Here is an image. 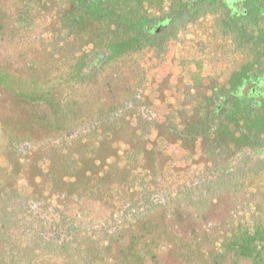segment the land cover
<instances>
[{
    "label": "flooded vegetation",
    "instance_id": "af4514ba",
    "mask_svg": "<svg viewBox=\"0 0 264 264\" xmlns=\"http://www.w3.org/2000/svg\"><path fill=\"white\" fill-rule=\"evenodd\" d=\"M6 2L0 44L23 51L8 59L14 65L0 56V264H112L133 256L124 226L137 224L145 207L130 196L127 168L151 158V142L167 158L183 128L178 112L190 111L200 93L207 137L225 138L206 145L217 143V156L224 143L235 150L225 161L264 158V0ZM114 63L132 68L130 93L106 96L82 115V92ZM198 77L202 90L187 85ZM151 92L156 106L180 99L159 112ZM121 160H130L126 172ZM54 208L71 210L73 227ZM66 239L73 248H57Z\"/></svg>",
    "mask_w": 264,
    "mask_h": 264
},
{
    "label": "trees",
    "instance_id": "16d2710c",
    "mask_svg": "<svg viewBox=\"0 0 264 264\" xmlns=\"http://www.w3.org/2000/svg\"><path fill=\"white\" fill-rule=\"evenodd\" d=\"M192 100L194 101L195 97H192ZM203 111L202 102L195 103L194 101L190 111L182 109V111L178 112L180 124H182L183 128L176 131L178 144L174 149L169 147L166 163L164 162L166 165H164L165 167L163 166L160 177L162 184L156 187L155 191H152V188L155 187V185H152L154 177L148 178L151 172H139L137 165L127 168L126 175L130 179L129 182L131 186H133L132 184L135 186L134 189L129 190L130 196L132 198L138 197V200L136 198L135 200H140L145 207L135 221L140 222L149 219L160 208H168L180 214L187 213L190 219L201 220L211 210L215 209L216 200L218 201L219 199L218 196L224 193L227 188V193L236 195L240 191L244 193L248 185L262 182V172L259 170L264 169V158L246 156L241 157L240 162L235 160L225 161L224 156H232L235 150L232 151V148L224 143L226 148L217 156L214 153L217 143L216 145H206L211 143V141L217 140V142H220L223 138H211L210 134L207 137ZM256 128H258V125H256ZM147 132L149 134V131ZM145 138H148V135H145ZM247 140L245 137L241 139V143L237 148L241 149L245 142L248 143ZM222 141H225V138ZM207 150L212 155L210 160L205 156ZM256 154H259L257 150L253 152V155ZM128 162L130 160L124 162L121 160L118 168L126 172V169H123V163L131 164ZM229 167H232V171L228 177L225 170ZM236 180L241 181L240 189L233 191L229 186ZM106 183L104 187L108 185ZM122 196L126 195L123 194ZM244 211L246 210L244 209ZM52 212L64 222L65 226L73 227L75 217L71 210L63 212L54 208ZM247 214L249 212L235 218V223L231 226V231L229 232L230 234L226 235V240L222 241L220 245L213 240H207L204 236H202L204 238V241H202L199 231H193L194 240L188 239L186 241L185 260L188 259L187 264H226V262L236 264L238 263V261H234L236 256L241 259L243 257L250 258L253 264H264V220L262 215H260L254 221H250L247 218ZM59 224L58 220H56V227ZM131 226L130 223L124 227L125 229H130L132 228ZM53 232L55 234L60 233ZM149 238L153 239L152 236L147 234L131 237L127 249L130 250V254L133 256L123 259L119 256L117 258L113 257L112 264H147L149 259L150 261L154 260L156 251L153 249L154 246ZM66 240L63 243V245L65 244L64 246L55 247L61 250H71L74 241ZM167 241L169 242L168 238L163 240V245ZM156 246L158 247V245ZM107 247L108 249L113 248L111 244ZM120 248L123 249L122 246H119ZM159 251H162V249ZM157 253L159 252L157 251Z\"/></svg>",
    "mask_w": 264,
    "mask_h": 264
},
{
    "label": "rangeland",
    "instance_id": "374dc122",
    "mask_svg": "<svg viewBox=\"0 0 264 264\" xmlns=\"http://www.w3.org/2000/svg\"><path fill=\"white\" fill-rule=\"evenodd\" d=\"M6 1L7 0H2V4H5ZM10 41V39H7L3 42L10 43ZM20 51L23 50H14L11 45L4 43L0 44V56L4 58L6 64L14 65L12 60L9 61L8 59L15 57V53ZM201 67L203 66L198 65L199 73L204 74ZM195 79L194 81H189L187 85L192 86L194 90L198 87L199 90H202V88H200L203 84L202 79L200 77L196 80ZM133 81L134 76L131 67L121 63H114L108 66L103 77L96 82L93 87H88L82 92L80 112L83 115L84 113L93 111L95 107H97V104L105 102L104 99L106 96H112L115 100L122 95L130 93ZM211 83L213 84L214 82ZM151 97L155 103V105H153L154 109L159 112L167 111L172 105H174V107L177 106V102L180 99L178 94V98L167 99V101L161 102V104L156 106L157 99H155V95L152 92ZM202 99L203 96L200 93L194 101L195 103H198ZM181 100H184V97L181 98ZM152 138L157 141L156 131H153ZM160 142L161 141L158 140V146H160ZM149 145L154 148L153 155L150 159L145 158L143 166L138 170H142L143 173H145V171L151 172L148 178L154 177L152 185L157 187L162 184L160 177L163 166L166 165V158L162 156V152L159 150L161 146L158 147V149L154 147L155 145L152 142ZM261 177L263 178L261 183L255 182L254 184L248 185L244 193L240 191L236 195L226 194L221 196V199H218V201L216 200V207L214 206L215 209L211 210L207 216L201 220L190 219L187 213L180 214L179 212L172 211L168 208H160L149 219L145 221L142 220L135 224L131 229H127L124 236H130V239L135 235L141 236L143 234L153 237L152 240L149 239L154 246L153 249L156 251V257L152 261L149 259L147 264H187L188 259L185 260V251L187 248L186 241L188 239L194 240L193 231H199L202 241H204V238L206 237L207 240H213L220 245L222 241L226 240V235L230 234L229 232L231 231V226L235 223V218L249 212L247 218H249L250 221H254L255 218L260 215H262L264 220V172L261 173ZM155 187L152 188V191H155ZM54 199L55 198H53V200ZM244 209L246 211H244ZM95 213H97V218L99 220L101 213L97 210ZM118 213H120V211H118ZM165 216L168 218H165ZM202 236H204V238ZM129 238H127L128 241L130 240ZM166 238L169 239V242L167 241L163 245V240ZM156 245H158V247ZM160 249H162V251H159ZM157 251L159 253H157ZM229 263L230 262H226V264ZM46 264L68 263L63 262L60 259L50 258L46 261ZM236 264H253V261L250 258H242Z\"/></svg>",
    "mask_w": 264,
    "mask_h": 264
}]
</instances>
